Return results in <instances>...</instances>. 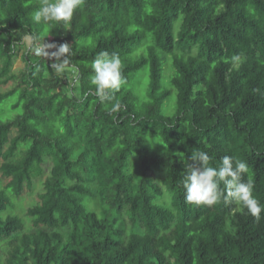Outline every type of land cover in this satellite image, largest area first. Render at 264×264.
<instances>
[{
  "label": "trees",
  "instance_id": "trees-1",
  "mask_svg": "<svg viewBox=\"0 0 264 264\" xmlns=\"http://www.w3.org/2000/svg\"><path fill=\"white\" fill-rule=\"evenodd\" d=\"M40 3L0 0V85L14 83L0 105L16 97L21 111L5 121L0 107L3 264H264V212L192 205L182 185L192 152L230 155L264 204V0H84L66 25L33 22ZM25 35L72 48L67 81ZM102 51L120 56L128 81L106 103L90 82ZM48 165L25 232L3 216L8 194L33 191Z\"/></svg>",
  "mask_w": 264,
  "mask_h": 264
},
{
  "label": "clouds",
  "instance_id": "clouds-1",
  "mask_svg": "<svg viewBox=\"0 0 264 264\" xmlns=\"http://www.w3.org/2000/svg\"><path fill=\"white\" fill-rule=\"evenodd\" d=\"M83 3L84 0H41L40 6L31 13V19L35 23L63 22L66 25ZM22 40L30 45L29 50L34 55L54 61L51 64L53 73L63 74L70 66L71 60L68 57L72 55V48L68 44H50L35 35H25ZM232 59L235 62L240 57ZM91 68L94 74L90 82L95 86L94 94L101 103L112 101L115 93L128 83L118 54L99 52L92 61ZM121 107L120 102L116 101L111 105L110 111L118 112ZM183 161L187 164L182 180L186 203L212 206L221 202H233L247 209L255 219L261 218L264 204L253 194L254 183L251 177L244 179L248 173L245 161L225 155L213 163L208 153L201 150L192 152Z\"/></svg>",
  "mask_w": 264,
  "mask_h": 264
},
{
  "label": "rangeland",
  "instance_id": "rangeland-1",
  "mask_svg": "<svg viewBox=\"0 0 264 264\" xmlns=\"http://www.w3.org/2000/svg\"><path fill=\"white\" fill-rule=\"evenodd\" d=\"M26 45H21L20 48L17 50L18 51V55L16 56V58L13 60V66H12V71L13 73L17 74L20 71L23 70L24 68V63L22 61V56L24 55V53L26 52L25 49ZM31 56V54H30ZM71 69L67 68L66 71L63 74H58L59 77L63 78V80L67 81V75L71 74ZM72 77V76H70ZM73 79V78H72ZM145 84H137V87L140 89V92L142 93V96L144 95L143 91L144 88L143 87H147V83H148V78L146 81V78L143 79ZM166 78L164 80V82H166ZM139 82V81H138ZM163 82V83H164ZM14 87V83H9L8 85H0V94L7 92L8 90L12 89ZM69 88H67V86L65 87V91L68 92ZM16 97L15 98H11L8 99L6 102H4L3 104L0 105V107H3V114L4 116L2 117L3 120L7 121L9 119L14 118L15 116H17L18 114H20V110L17 111H13L11 110V102L10 101H16ZM168 101H172V108L170 111V115L174 114L175 111V105H176V92L173 93L172 97L168 100ZM1 109V108H0ZM13 133H15V131L13 130ZM22 156V151H20L17 155V157H21ZM51 166L48 165L44 174H43V178L40 179L39 182L35 183L34 189L31 192H25L23 194L22 197L18 198L15 197L13 195L8 194L9 196V205H8V210L3 214V216L6 218L7 216H17L19 217L25 226V232H28L31 230V224H30V220L27 218L26 216V212L27 210L34 206L36 203H38V194L42 191V186H43V182L44 179L46 178V176L49 175V169ZM9 182V179L3 178L1 173H0V190H3L5 188V185ZM90 190H93L94 187L92 186V184H85ZM165 201L167 203V205L170 203V199L169 197H165ZM86 206L87 209L91 212H98V207L95 204V201L93 199H87L86 202ZM0 249H1V254H0V264H3L5 257H6V252L8 251L9 247L7 246L6 243L4 244H0Z\"/></svg>",
  "mask_w": 264,
  "mask_h": 264
},
{
  "label": "built area",
  "instance_id": "built-area-1",
  "mask_svg": "<svg viewBox=\"0 0 264 264\" xmlns=\"http://www.w3.org/2000/svg\"><path fill=\"white\" fill-rule=\"evenodd\" d=\"M34 55V54H33ZM35 57H40V56H36V55H34Z\"/></svg>",
  "mask_w": 264,
  "mask_h": 264
}]
</instances>
